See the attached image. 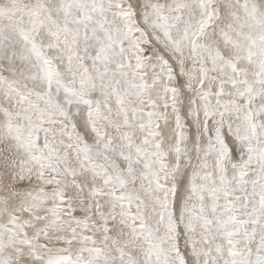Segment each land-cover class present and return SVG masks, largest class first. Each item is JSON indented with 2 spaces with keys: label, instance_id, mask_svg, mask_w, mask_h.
<instances>
[{
  "label": "snow or ice",
  "instance_id": "6c2138e0",
  "mask_svg": "<svg viewBox=\"0 0 264 264\" xmlns=\"http://www.w3.org/2000/svg\"><path fill=\"white\" fill-rule=\"evenodd\" d=\"M0 264H264V0H0Z\"/></svg>",
  "mask_w": 264,
  "mask_h": 264
}]
</instances>
